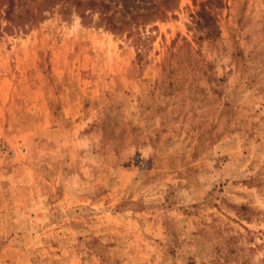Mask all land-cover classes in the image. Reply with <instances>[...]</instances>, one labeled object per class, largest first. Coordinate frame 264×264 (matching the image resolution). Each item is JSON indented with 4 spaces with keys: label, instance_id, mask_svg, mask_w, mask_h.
I'll return each mask as SVG.
<instances>
[{
    "label": "rangeland",
    "instance_id": "374dc122",
    "mask_svg": "<svg viewBox=\"0 0 264 264\" xmlns=\"http://www.w3.org/2000/svg\"><path fill=\"white\" fill-rule=\"evenodd\" d=\"M7 4L0 264H264V0H178L138 42Z\"/></svg>",
    "mask_w": 264,
    "mask_h": 264
},
{
    "label": "trees",
    "instance_id": "16d2710c",
    "mask_svg": "<svg viewBox=\"0 0 264 264\" xmlns=\"http://www.w3.org/2000/svg\"><path fill=\"white\" fill-rule=\"evenodd\" d=\"M68 0H41L35 10L31 5L34 0H8L4 12L14 24L20 28L25 24L29 26L35 21L45 17L44 11L59 5L65 8ZM79 10V16L85 21L89 12L99 11L101 19H104L112 30L123 32L126 35H135L138 42L139 26L144 27L149 20L163 17L167 10L177 6L178 0H145L141 3L127 4L125 0H72ZM87 10H89L87 12ZM7 27V26H6Z\"/></svg>",
    "mask_w": 264,
    "mask_h": 264
},
{
    "label": "clouds",
    "instance_id": "9594fccd",
    "mask_svg": "<svg viewBox=\"0 0 264 264\" xmlns=\"http://www.w3.org/2000/svg\"><path fill=\"white\" fill-rule=\"evenodd\" d=\"M142 157H143V159H144L145 161H147V159H148V156H147V154H146V153H142Z\"/></svg>",
    "mask_w": 264,
    "mask_h": 264
}]
</instances>
